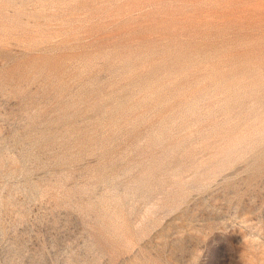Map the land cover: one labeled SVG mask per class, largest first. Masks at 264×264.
I'll list each match as a JSON object with an SVG mask.
<instances>
[{
  "label": "rangeland",
  "instance_id": "obj_1",
  "mask_svg": "<svg viewBox=\"0 0 264 264\" xmlns=\"http://www.w3.org/2000/svg\"><path fill=\"white\" fill-rule=\"evenodd\" d=\"M0 264H264V0H0Z\"/></svg>",
  "mask_w": 264,
  "mask_h": 264
}]
</instances>
